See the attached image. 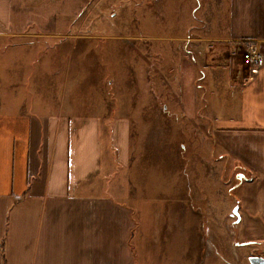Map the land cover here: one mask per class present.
Here are the masks:
<instances>
[{
	"label": "crops",
	"instance_id": "crops-1",
	"mask_svg": "<svg viewBox=\"0 0 264 264\" xmlns=\"http://www.w3.org/2000/svg\"><path fill=\"white\" fill-rule=\"evenodd\" d=\"M126 4L118 0H0V35L24 36L33 29L41 35L75 38L93 28L101 35L109 28L107 22L118 17L116 8L122 10ZM143 7L142 2L138 8ZM107 9L108 21L103 19ZM173 13L177 20L184 18L190 24L189 35L163 34L143 45L145 51L139 54L145 64L140 79L147 96L141 102L163 108L172 104L190 124L204 121L193 125L211 136L221 160L239 169L237 176L241 175L233 185L242 240L236 245L263 244L264 0H199L195 7L189 0L176 4ZM192 19L196 25H191ZM143 36L147 40L154 37ZM184 36L190 41L185 50ZM175 37L179 41L172 42ZM246 45L261 51V64L242 62ZM150 54L153 60H149ZM169 54L176 58L175 67L167 62ZM3 94L0 264L225 262L213 257L207 263L204 255L180 254L171 226L163 228L166 250L157 245L158 255H151L150 245L144 243V254L134 255L131 239L139 225L132 210L116 196L89 191L90 175L100 161V120L45 112L31 98ZM129 114L114 117L110 127L122 165L129 151Z\"/></svg>",
	"mask_w": 264,
	"mask_h": 264
},
{
	"label": "rangeland",
	"instance_id": "rangeland-1",
	"mask_svg": "<svg viewBox=\"0 0 264 264\" xmlns=\"http://www.w3.org/2000/svg\"><path fill=\"white\" fill-rule=\"evenodd\" d=\"M188 1L118 0L127 7L116 8L118 17L107 22L106 32L97 30L101 35L94 28L75 38L33 29L24 36L0 35V95L31 98L45 112L100 120V161L89 191L116 196L132 210L139 225L131 239L134 255L144 254V243L151 255H158L157 245L166 250L163 228L171 226L180 254L204 255L207 263L219 257L223 264H250L248 256H264V243L236 245L242 242L233 210L239 169L221 160L211 136L194 127L203 120L190 124L175 110L178 106L141 102L147 87L140 79L145 62L139 53L146 41L163 34L189 35L190 24L173 13L176 4ZM192 2L195 7L199 0ZM185 36L183 50L190 44ZM167 62L175 67L176 58L170 55ZM126 113L129 151L122 165L110 127L114 117Z\"/></svg>",
	"mask_w": 264,
	"mask_h": 264
},
{
	"label": "built area",
	"instance_id": "built-area-1",
	"mask_svg": "<svg viewBox=\"0 0 264 264\" xmlns=\"http://www.w3.org/2000/svg\"><path fill=\"white\" fill-rule=\"evenodd\" d=\"M241 59L244 64L256 66L261 64L263 57L261 51L254 45H246L244 48Z\"/></svg>",
	"mask_w": 264,
	"mask_h": 264
},
{
	"label": "water",
	"instance_id": "water-1",
	"mask_svg": "<svg viewBox=\"0 0 264 264\" xmlns=\"http://www.w3.org/2000/svg\"><path fill=\"white\" fill-rule=\"evenodd\" d=\"M233 210H234V214L237 216L238 215L237 208H235ZM249 262H250V264H264V257L253 255V256L249 257Z\"/></svg>",
	"mask_w": 264,
	"mask_h": 264
},
{
	"label": "trees",
	"instance_id": "trees-1",
	"mask_svg": "<svg viewBox=\"0 0 264 264\" xmlns=\"http://www.w3.org/2000/svg\"><path fill=\"white\" fill-rule=\"evenodd\" d=\"M0 251L2 252L3 254V248H2V243L0 242ZM4 263V262H3Z\"/></svg>",
	"mask_w": 264,
	"mask_h": 264
},
{
	"label": "flooded vegetation",
	"instance_id": "flooded-vegetation-1",
	"mask_svg": "<svg viewBox=\"0 0 264 264\" xmlns=\"http://www.w3.org/2000/svg\"><path fill=\"white\" fill-rule=\"evenodd\" d=\"M256 256V255H255Z\"/></svg>",
	"mask_w": 264,
	"mask_h": 264
}]
</instances>
